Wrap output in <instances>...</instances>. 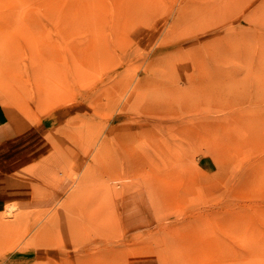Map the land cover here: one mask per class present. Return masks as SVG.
I'll list each match as a JSON object with an SVG mask.
<instances>
[{
	"label": "rangeland",
	"instance_id": "374dc122",
	"mask_svg": "<svg viewBox=\"0 0 264 264\" xmlns=\"http://www.w3.org/2000/svg\"><path fill=\"white\" fill-rule=\"evenodd\" d=\"M0 115V264H264V0H0Z\"/></svg>",
	"mask_w": 264,
	"mask_h": 264
},
{
	"label": "crops",
	"instance_id": "0c3cea01",
	"mask_svg": "<svg viewBox=\"0 0 264 264\" xmlns=\"http://www.w3.org/2000/svg\"><path fill=\"white\" fill-rule=\"evenodd\" d=\"M5 118H6L7 121H9V117H8L7 114H5ZM1 119H2V117H1ZM18 125L19 124L14 123L12 120H10L9 124L5 123V122H3L1 124V122H0V142L9 141L15 135H18L20 133V131H21V130H19V131L17 130L16 127ZM25 160H23V164L20 165V166H22L24 168V170H25L26 166H27V168L30 166L31 159L29 158V155L27 157V161H25ZM29 189H30L29 186L26 187L25 184H23V187L19 188V190H21L23 192L19 198H23L24 200H26L28 197H30L31 192H30ZM5 203H6V201L2 200V193L0 192V212L4 211ZM145 261H148V260H145ZM145 261L144 260H140L137 263L138 264H149V261L148 262H145Z\"/></svg>",
	"mask_w": 264,
	"mask_h": 264
},
{
	"label": "bare ground",
	"instance_id": "6f19581e",
	"mask_svg": "<svg viewBox=\"0 0 264 264\" xmlns=\"http://www.w3.org/2000/svg\"><path fill=\"white\" fill-rule=\"evenodd\" d=\"M134 96H135V94H134ZM137 96V95H136ZM83 190V189H82ZM79 191V190H78Z\"/></svg>",
	"mask_w": 264,
	"mask_h": 264
}]
</instances>
